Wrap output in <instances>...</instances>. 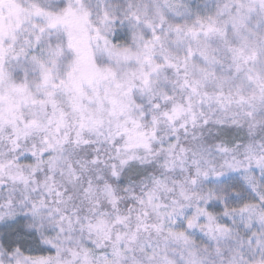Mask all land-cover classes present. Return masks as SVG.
Masks as SVG:
<instances>
[{"label": "snow or ice", "instance_id": "6c2138e0", "mask_svg": "<svg viewBox=\"0 0 264 264\" xmlns=\"http://www.w3.org/2000/svg\"><path fill=\"white\" fill-rule=\"evenodd\" d=\"M0 264H264V0H0Z\"/></svg>", "mask_w": 264, "mask_h": 264}]
</instances>
